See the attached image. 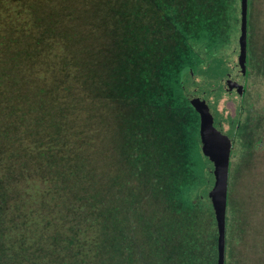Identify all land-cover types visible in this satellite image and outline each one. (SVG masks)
I'll return each mask as SVG.
<instances>
[{
  "label": "rangeland",
  "instance_id": "374dc122",
  "mask_svg": "<svg viewBox=\"0 0 264 264\" xmlns=\"http://www.w3.org/2000/svg\"><path fill=\"white\" fill-rule=\"evenodd\" d=\"M246 4L242 73L241 0H0V181L11 213L28 203L12 235L105 220L114 264L130 215L142 240L181 219L202 244L229 143L230 264H264V0Z\"/></svg>",
  "mask_w": 264,
  "mask_h": 264
},
{
  "label": "trees",
  "instance_id": "16d2710c",
  "mask_svg": "<svg viewBox=\"0 0 264 264\" xmlns=\"http://www.w3.org/2000/svg\"><path fill=\"white\" fill-rule=\"evenodd\" d=\"M187 61L188 62L186 63L179 62L177 65L180 69L181 66L188 65L190 71L194 72V67L198 66H194L193 60L192 62L189 60ZM146 64V60H144L139 68L141 74L138 77L141 80H146V78L150 76L149 73H146ZM164 68L169 81L173 84L174 94L178 93V82L170 73L169 69L166 66ZM128 69L129 68L124 69V72H126L125 75H121L122 70H119V76L121 75L123 78L126 77V79L130 78V76H126L131 70ZM123 78L119 79V81H122ZM131 80H133V78ZM41 89L43 88H40V90ZM28 90L30 91L31 89L29 88ZM129 92H131L134 97L135 94L133 88L129 89ZM125 97L131 98L130 95H126ZM127 100L129 99L127 98ZM182 109L188 110L192 115V111L189 107L183 105ZM195 119H197V117H195ZM4 182L5 181H0V264L108 263V260L105 262L99 259V251H101V248H103L105 243L108 242L106 236L103 238V234L108 235L109 233V230L103 225L106 224L105 220H103V222L97 219L92 220L91 224H96L97 230L95 235L92 234L90 237H86V239L82 238V226L76 229L71 225L72 223H70L67 227L64 224L55 221L54 218L53 221L47 220L49 225L43 227L45 221V218L43 217L41 218V221L35 219L36 224L35 221L32 222L35 226V234L32 233L27 235L24 233H16V235H12L13 228H11L10 225L12 224L15 228H18L19 222L17 220L21 217V213L26 211L28 203H17L14 206V212L11 213V206L7 204V202L10 203L12 196L16 194L18 188L16 190L11 189ZM212 186V181L210 182L209 180L205 186L206 196H204L203 199H209L211 203L209 205L213 211V203L209 195ZM37 191V187H35V190L32 187H29L27 190H23V195H37ZM20 192L21 191H19V193ZM144 196H146L144 198H147L148 194L145 193ZM6 204L8 205V208H6ZM10 213L11 217L9 216ZM212 216H214V221L210 222V232L207 234L206 238L203 239L204 241L201 244L199 232L193 233L187 229L185 225L183 229L179 227L183 224L181 219H179L180 224L176 232L174 230L164 234L158 233L152 222L148 223L146 230L150 233L149 237L146 240H142L138 237V231L140 230L139 222L136 219H133L132 216L127 215L125 218L127 229L119 232V236L122 239V245L118 249L116 257L115 249L110 250L109 247L106 255L109 259L115 260L116 258L114 264H217L219 256V235L214 212L212 213ZM7 217L9 221L8 225H6ZM226 221L227 218L225 216L224 264H230V260L238 251L234 248L231 249L230 244L228 243V238L226 239L229 235L226 229ZM40 222L42 223V227L40 226ZM143 223H145V221H143ZM99 234H102V242L98 241ZM103 239L105 243H103ZM91 240L95 243L92 252L89 253V251L85 249V246L90 243ZM104 249L106 250V247H104Z\"/></svg>",
  "mask_w": 264,
  "mask_h": 264
},
{
  "label": "water",
  "instance_id": "95a60500",
  "mask_svg": "<svg viewBox=\"0 0 264 264\" xmlns=\"http://www.w3.org/2000/svg\"><path fill=\"white\" fill-rule=\"evenodd\" d=\"M246 0H241V7H240V17H241V34L238 39L241 48H242V56L239 57L240 65L242 73H244V62H245V22H246ZM240 88V87H239ZM238 88V91H240ZM225 145V148L222 151V159H223V166L222 169L219 171L218 176L216 178L215 187L213 190V196L211 195L214 212L217 221L218 227V263L217 264H224V249H225V216H226V195H227V177H228V158H229V143Z\"/></svg>",
  "mask_w": 264,
  "mask_h": 264
},
{
  "label": "flooded vegetation",
  "instance_id": "af4514ba",
  "mask_svg": "<svg viewBox=\"0 0 264 264\" xmlns=\"http://www.w3.org/2000/svg\"><path fill=\"white\" fill-rule=\"evenodd\" d=\"M232 156V155H231ZM231 156H230V158H231ZM229 162H230V160H229Z\"/></svg>",
  "mask_w": 264,
  "mask_h": 264
}]
</instances>
